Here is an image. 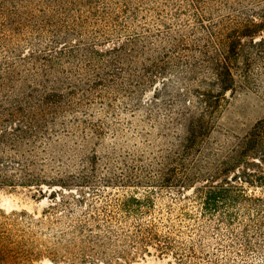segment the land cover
Wrapping results in <instances>:
<instances>
[{
	"label": "trees",
	"instance_id": "trees-1",
	"mask_svg": "<svg viewBox=\"0 0 264 264\" xmlns=\"http://www.w3.org/2000/svg\"><path fill=\"white\" fill-rule=\"evenodd\" d=\"M184 1L0 0V189H71L64 169L79 168L74 185L95 194L96 184L131 188L101 211L116 225L114 238L92 240L101 254L153 247L176 264H232L205 251L218 236L231 240L219 243L227 252L263 259L264 197L254 191H264V116L233 141L212 133L227 91L239 81L260 86L264 0ZM112 39L119 42L96 49ZM173 71L184 91L169 95L172 108L158 125L174 141L148 157L83 149L106 134L120 137V114H147L152 100L142 91ZM67 139L72 147L60 143ZM156 190L168 192L161 207ZM41 224L25 210L0 209V264L47 256Z\"/></svg>",
	"mask_w": 264,
	"mask_h": 264
},
{
	"label": "rangeland",
	"instance_id": "rangeland-1",
	"mask_svg": "<svg viewBox=\"0 0 264 264\" xmlns=\"http://www.w3.org/2000/svg\"><path fill=\"white\" fill-rule=\"evenodd\" d=\"M184 3L183 5L186 6ZM183 18L186 17L183 16ZM261 34L264 36V31ZM118 42L119 39H112L110 42L104 41L101 42L100 46H96V49H106ZM166 75L164 85L157 82L153 87H147L142 91L143 99L152 100V105L147 114L143 111L137 112L135 116L128 112L120 114L118 116L121 117L120 128L122 133L120 137L115 138L113 135L106 134L99 140L93 139L94 144H85L83 149L89 152L88 150L91 148L96 150L97 154H105L115 150L120 155L126 151L136 150V152L144 153V156L148 157V152L157 149L156 146L166 147L168 141H174L171 132H168L165 137L159 135L160 126L158 123L165 121L166 116L170 113L169 110L172 108L170 101H168L169 95L172 93L179 94L184 90L177 82V75L174 71ZM260 77L259 87L246 85L239 81L233 91L225 93L227 103L218 119V126L212 133L215 140L224 141L229 138L230 141H233L231 135L243 134L257 119L264 116V74ZM156 81L158 80L156 79ZM139 119L143 121L138 122ZM106 121L111 123L112 118H107ZM129 121L136 124V130L127 124ZM138 124L140 128H138ZM136 131L139 132L136 134ZM144 131H148L147 137L143 135ZM60 143L69 147L74 145L68 139L67 141H60ZM80 149H82L81 146ZM79 170V168L75 170L64 169V180L71 184V189L55 185L53 187L43 185L40 192L34 188L0 189V209L6 212L25 210L34 218H39L42 221L36 230L39 239L47 245V254H45L47 256L42 257L34 264H176V259L172 255L160 254L153 247H147L142 252H134L133 248L129 249L128 254H124V258L117 257L111 251L102 254L98 252V248H94L92 240L104 236L114 238L115 233L109 231L116 229L113 220L101 212L102 209L104 207L107 210L112 209L113 198L129 192L131 188L120 190L115 187L96 184L97 194H95L93 192L94 186L88 187L92 185L84 187L74 185L82 181L79 178L81 177ZM156 191L158 192L156 202L159 207L163 206V203L169 202L167 191ZM254 192L256 195L264 197V191L257 189ZM79 198L83 199L82 205H78L77 199ZM62 200L68 201L69 208L59 205ZM50 205L53 206V209L49 208ZM106 225H110V227H106ZM181 231H184V227L181 228ZM176 233H171L176 239L175 243L178 241L189 243L188 235L177 236ZM222 239L223 241L218 236L208 239L205 251H213L221 261H227L225 259L227 255L232 264H264V258L253 257L251 254L246 258L240 257L234 252L235 247H231L230 252L226 251L227 246L220 248V242L227 245L231 244L228 237ZM188 264H205V262L198 258L196 262Z\"/></svg>",
	"mask_w": 264,
	"mask_h": 264
}]
</instances>
